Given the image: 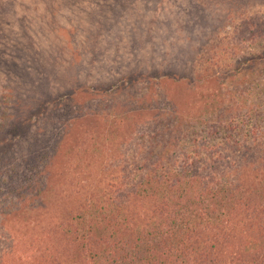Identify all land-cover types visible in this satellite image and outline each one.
Segmentation results:
<instances>
[{
    "label": "trees",
    "instance_id": "obj_1",
    "mask_svg": "<svg viewBox=\"0 0 264 264\" xmlns=\"http://www.w3.org/2000/svg\"><path fill=\"white\" fill-rule=\"evenodd\" d=\"M224 39L228 48L220 49L222 41L218 39L220 45L214 42L217 45L206 49L209 56L198 62V67H202L200 73L187 70L171 75L170 82L175 80L173 86L177 87L172 91L174 95L177 89L193 93L194 82L215 88L206 97L193 94L199 97L194 104L196 110H204L203 117L228 113L229 107L218 92L222 80L242 72H264L263 67L255 71L258 62L264 66V58L259 57L260 50L253 49L262 45L264 50L263 16L231 24ZM235 47L243 49L242 55L247 54L245 65L236 72L240 60L229 62L236 55ZM210 49L215 52L211 54ZM17 77H7L6 90H21ZM121 80L132 79L121 74L109 82L122 87ZM187 80L189 83L184 86ZM161 82L157 79L155 83ZM6 90L0 96L6 100L0 105L8 109L7 115L0 116V215L5 213L2 209L6 201L19 202L22 193L33 194L39 199L37 204L44 208L34 212L38 217L42 214L43 220L35 231L9 230V234L3 230L0 246L5 245L10 254L6 249L1 251L0 264H264V109L255 115L241 100L239 112L234 108V115L243 114L239 127L231 124L232 116L228 122L224 119L226 124L217 121L208 128L183 118L179 119L180 124L179 120L175 124L159 120L155 131L149 126H130L125 130L129 136L138 129L139 134L149 135L146 139L151 141H141V147L135 150H130L131 144L126 142L125 153L112 158L93 185H84L71 176L68 159L62 160L61 153L67 145L73 146L68 144L71 139H86L80 135L87 134L89 125L82 128L83 120H69L67 128L66 123L59 122V114L54 115L58 106L50 104L45 108L39 96H31L24 106L18 100L10 106ZM116 90L117 87L112 92ZM243 98L246 100L245 92ZM84 109L81 103L80 110ZM189 110L182 107L178 113L183 116ZM198 110L195 113L199 114ZM246 110L253 116L245 115ZM70 113H65L68 119L73 117ZM50 118L51 129L59 130V140L47 139L53 131L48 132L47 128ZM231 125L240 146L230 137ZM116 126L115 120L109 124L111 128ZM212 140L219 143L212 144ZM19 167L23 170L16 175ZM70 178L82 190L83 199L77 190H56V186L65 185L56 182ZM32 182H38L39 188ZM26 202L28 205L23 204L13 213L25 217L17 219L23 220L24 226L32 199ZM7 213L2 222L7 220ZM2 227L5 229V224Z\"/></svg>",
    "mask_w": 264,
    "mask_h": 264
},
{
    "label": "rangeland",
    "instance_id": "obj_2",
    "mask_svg": "<svg viewBox=\"0 0 264 264\" xmlns=\"http://www.w3.org/2000/svg\"><path fill=\"white\" fill-rule=\"evenodd\" d=\"M230 5H233L232 8ZM254 16L264 17V0H0V96L5 94L7 77L14 79L18 76L16 82L21 84V90L18 93L14 89L6 90L10 106L14 100L24 106L31 96L35 99L39 96V100L47 106L45 108L50 104L58 106L54 115L59 114V122L66 123L67 128L69 120H83L82 128L89 125L87 134L80 135L86 139H71L68 144L73 146L67 145L61 154L62 160L68 159L67 170L79 180L77 183L93 185L99 179L100 171L107 169V163L119 153H125L126 142H130V150H135L141 147V141H151L146 139L149 135L139 134L138 129L129 136L125 130L128 131L130 126L131 129L136 125L139 128L149 126L155 131L159 120L175 124L183 118L185 122L208 128L217 121L226 124L228 117L232 116L234 120L231 124L239 127L243 114L234 115V108H238L239 112L241 100L252 108L255 115L262 112L264 72L260 75L242 72L222 80L218 92H221L223 103L229 107L225 116L219 112L203 117L204 110L201 113L198 109L199 114L195 113L197 95L208 96L215 89L211 84L194 82L193 93L177 89L176 98L172 94L177 88L173 86L176 81L173 80V84L170 82L171 75L178 71L200 73L202 67H198V62L202 63L209 56L206 49L211 44L215 46L214 42L220 45L218 39L222 41L220 49L224 46L228 48L224 38L230 31V25ZM253 49L255 52L260 50L259 57L264 58L262 45ZM235 51L236 55L229 62L238 63L240 60L236 72L245 65L247 54L242 55V48L235 47ZM209 52L213 54L215 51L210 49ZM262 67L258 62L255 71H260ZM209 73L212 74L211 71ZM121 74L132 80H121L124 83L122 87L117 84L111 86L109 81H115ZM157 79L162 82L155 83ZM257 80L261 83H256ZM188 83L187 80L184 86ZM199 84L202 85L198 87ZM115 87L117 90L112 92ZM133 91L136 95L132 96ZM194 92L197 93L195 97ZM5 102L0 99V104ZM180 102L183 105H179ZM81 103L85 105L84 110H80ZM182 107L190 109L188 113L184 111L183 116L178 113ZM6 109L0 105V116L8 114ZM113 111L117 113H111ZM68 112H74L70 113L73 117L68 119V114H65ZM105 114L108 116L105 117ZM245 115H252L251 111L246 110ZM112 120L118 126L109 127ZM48 122V132L53 131L47 139L59 140L58 128L51 129L52 118ZM97 124H101L98 129ZM232 125L230 137L240 146V139L234 136ZM238 131L244 135L241 128ZM81 143L85 145L80 146ZM210 143L217 144L219 140ZM21 170L23 168H16V175H20ZM82 175H86L85 179L81 178ZM71 178L70 181L56 182L65 183L56 186V190L62 193L66 189L69 192L77 190L83 199L82 190L71 183ZM32 184L39 188L38 182ZM20 197L19 202L6 201L3 206L5 213L0 215V236L3 230L7 233L9 230L32 232L43 222L42 214L39 217L34 215L35 211L44 208L37 204L39 199L31 193H22ZM30 199L29 217L24 226L23 220L17 219L25 217L14 216L13 213ZM6 213L7 220L2 222ZM211 218L209 215L208 219ZM3 224L5 229L1 228ZM4 249L5 245H1L0 252ZM5 251L10 254L8 249Z\"/></svg>",
    "mask_w": 264,
    "mask_h": 264
}]
</instances>
